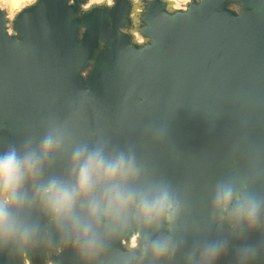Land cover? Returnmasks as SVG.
I'll use <instances>...</instances> for the list:
<instances>
[{"label": "water", "instance_id": "95a60500", "mask_svg": "<svg viewBox=\"0 0 264 264\" xmlns=\"http://www.w3.org/2000/svg\"><path fill=\"white\" fill-rule=\"evenodd\" d=\"M48 135L59 145L9 206L0 264H204L213 244V264H264V0L0 3V156L39 154ZM78 148L133 157L125 190L167 189L174 219L149 224L133 208L94 227L93 245L79 240L38 197L52 179L74 182ZM221 184L259 202L254 228L215 212ZM73 218L88 220L86 203Z\"/></svg>", "mask_w": 264, "mask_h": 264}, {"label": "clouds", "instance_id": "9594fccd", "mask_svg": "<svg viewBox=\"0 0 264 264\" xmlns=\"http://www.w3.org/2000/svg\"><path fill=\"white\" fill-rule=\"evenodd\" d=\"M59 145L52 135L44 138L39 154L30 147L23 156L15 150L0 156V238L13 231L9 206L23 203L22 188L26 180L36 176L44 159ZM75 180L65 184L57 179L50 180L38 191V197L53 219L58 223L72 221L78 239L91 246L95 243L91 233L94 227L103 220L118 221L135 209L136 214L146 223L157 222L162 218L170 222L179 210L167 189L156 197L149 199L125 190L124 184L138 175L133 157L121 152L114 158H106L101 148L89 151L78 148L73 153ZM103 188L99 198L98 189ZM78 202L86 203V222L74 221L73 213ZM213 207L222 220H227L236 228L256 226L260 204L248 192H237L231 184H221L213 196ZM27 234L25 233V236ZM153 250L157 256L168 251V244L162 241L153 242ZM251 254V250H246ZM222 252V248L213 244L204 250V264H213Z\"/></svg>", "mask_w": 264, "mask_h": 264}, {"label": "rangeland", "instance_id": "374dc122", "mask_svg": "<svg viewBox=\"0 0 264 264\" xmlns=\"http://www.w3.org/2000/svg\"><path fill=\"white\" fill-rule=\"evenodd\" d=\"M34 0H24L22 1L17 7H14L12 6V4L10 3L9 0H0V3L3 5V6H7L9 11L11 13H15L19 8H21L24 4L26 3H31L33 2Z\"/></svg>", "mask_w": 264, "mask_h": 264}, {"label": "bare ground", "instance_id": "6f19581e", "mask_svg": "<svg viewBox=\"0 0 264 264\" xmlns=\"http://www.w3.org/2000/svg\"><path fill=\"white\" fill-rule=\"evenodd\" d=\"M12 6L17 7L24 0H9Z\"/></svg>", "mask_w": 264, "mask_h": 264}]
</instances>
